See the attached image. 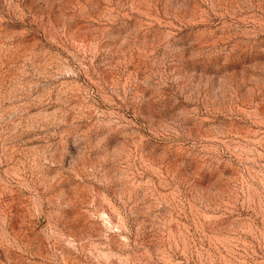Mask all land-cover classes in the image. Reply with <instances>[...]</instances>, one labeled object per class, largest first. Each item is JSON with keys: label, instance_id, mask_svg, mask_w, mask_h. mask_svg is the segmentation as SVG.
<instances>
[{"label": "rangeland", "instance_id": "obj_1", "mask_svg": "<svg viewBox=\"0 0 264 264\" xmlns=\"http://www.w3.org/2000/svg\"><path fill=\"white\" fill-rule=\"evenodd\" d=\"M0 264H264V0H0Z\"/></svg>", "mask_w": 264, "mask_h": 264}]
</instances>
